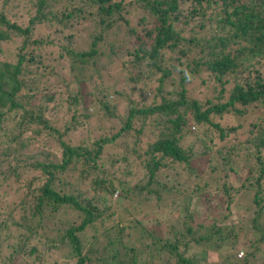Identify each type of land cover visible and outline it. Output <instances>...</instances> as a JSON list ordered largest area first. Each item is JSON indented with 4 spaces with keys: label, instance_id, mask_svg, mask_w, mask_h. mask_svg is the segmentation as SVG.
<instances>
[{
    "label": "trees",
    "instance_id": "16d2710c",
    "mask_svg": "<svg viewBox=\"0 0 264 264\" xmlns=\"http://www.w3.org/2000/svg\"><path fill=\"white\" fill-rule=\"evenodd\" d=\"M27 1L33 14L23 29L0 13V45L12 46V33L26 38L51 27L66 33L70 44L69 32L84 19L98 32L87 50L65 51L72 79L57 80L49 72L63 88L69 113L61 129L46 117L58 108L59 94L27 66L35 57L32 49L28 58L17 54L16 60L11 47L0 49V227L23 233L16 246L0 248V264H21L24 258L43 264L34 256L38 247L42 255L64 247L73 264H198L190 250L199 252L195 244L201 243L217 254L242 243L241 257L230 254L229 264H264L256 261L264 250V205L258 207L264 203V0ZM125 3L139 13L136 25L143 33L119 70H134L130 92L102 81L82 89L85 79L79 75L97 54L98 35L115 26V13ZM49 43L42 45L62 59ZM25 47L21 42L19 50ZM167 51L174 53V64L171 57L165 61ZM197 81L194 92L190 88ZM208 83L211 96L201 103L195 94ZM226 116L233 123L222 127ZM94 118L115 127L94 137ZM190 125L203 126L204 138L195 139ZM42 135L52 148L31 152L32 141ZM186 136L192 140L184 145ZM215 137L221 145L212 159L205 141L215 146ZM200 144L206 151L196 153ZM83 185L88 190L82 191ZM247 187L253 190L251 215L243 214L249 206H239V217L227 223L232 194L252 191ZM170 195L182 200L176 204ZM164 205L176 211L177 222L155 235L142 225V213ZM241 228L249 231L246 239Z\"/></svg>",
    "mask_w": 264,
    "mask_h": 264
},
{
    "label": "rangeland",
    "instance_id": "374dc122",
    "mask_svg": "<svg viewBox=\"0 0 264 264\" xmlns=\"http://www.w3.org/2000/svg\"><path fill=\"white\" fill-rule=\"evenodd\" d=\"M27 0H0V13H2L6 19L10 23H14L16 26L20 28H25L27 25V21L29 19V16L33 14V8L27 4ZM133 13V14H132ZM139 16V13L132 11L131 7L127 5V3L124 4L123 10L115 13V19L116 23H114V27L111 29H104L101 30L99 41L95 43L94 50L96 51V56H93L89 62L84 66L85 71L79 75V77H82L85 79V82L81 83V88H88L90 85L93 87L96 84L100 83L102 81L103 84H107L110 88H116L120 90L124 94H128L129 87H131L130 84H127L128 79L133 74L134 70L131 71V74L126 71V73H119L121 64L127 63L131 59V56L127 55L128 52H132L133 48L136 47V41L135 37L142 35L143 33L140 31V26L136 25V18ZM89 22H92L88 19L81 20L79 25L76 26L75 29L70 31L69 33L73 34V37L71 39V43L69 44L68 41L64 40V36L66 33L63 34H56L54 33L52 27L50 28V32L46 30L36 31L33 36L28 35L26 38L18 33H12L10 35V38L14 40L12 46H8V44H2L0 45V49L3 51L7 47H11V53L14 56V60H16L17 54H25L24 58H28V51L32 49V55L35 56L33 63L28 64L27 66L32 71V74L40 76L43 75L41 81L42 85L44 87H48L54 89L57 91L56 93L58 99L56 100L55 104L58 105V108L49 114L46 115L48 120L53 124L56 128L61 129L62 125L65 121L69 119V113L66 108V104L63 101L65 95L63 94V88L60 84H56L53 80V76H49V72H55L56 76L55 78L58 80L59 78H64L65 80H68L69 78L72 79V72H67V64L66 59L67 55L65 54V51H68L69 49H73L75 51H84L89 48L91 37H95L97 35L98 29L95 28L92 24ZM133 26V27H132ZM132 28L133 31H135L134 34H131L125 30V28ZM1 30H5L4 27L1 28ZM95 33V34H94ZM54 36V37H53ZM53 37V39H52ZM36 39L40 41L41 43H38L37 46L32 45V40ZM21 42L26 43V47L22 50H19L21 46ZM43 42H50L49 44L54 45L55 47L59 48V53L63 55L62 59H58V55L56 51H53V49L50 46L42 45ZM69 52V51H68ZM169 57L171 59L169 60ZM174 53H170L169 51L166 52L164 59L167 62L169 60V63L174 64L173 58ZM119 64V67H118ZM168 65V63H167ZM122 70L124 67H121ZM128 70V69H127ZM75 73H78L76 70H74ZM52 75V74H51ZM78 76V75H77ZM91 76V79L87 81V78ZM79 77H77L79 79ZM98 77V78H97ZM92 79L93 82H95L92 85ZM95 80V81H94ZM200 81L194 82L190 89H193L192 91H196L199 88ZM70 89L71 87L74 88L75 83H70ZM200 93H196L195 97L198 99L201 103L204 102L207 98L211 96L210 93V84H202L200 86ZM55 93V95H56ZM193 95V93H191ZM61 100V101H60ZM110 100V99H109ZM113 100V98H111ZM110 121L107 120H100V119H93L91 121L90 131L91 135L96 137L100 135L101 133H106V131L111 130L110 127L114 129L115 125L114 123H109ZM233 123V120L228 118L227 116L224 117L221 121H219V124L224 127H228ZM98 128H101L102 130H98ZM189 133L195 134V139L199 137V139L204 138L206 133L204 132L203 126L194 127L193 125L189 126ZM214 134V133H213ZM33 137L32 135L26 133L24 135ZM85 135L84 133L79 134V138H83ZM201 136V137H200ZM77 137V136H74ZM234 136L228 137V140H232ZM6 139V138H5ZM3 138H1L0 148L4 147V144L2 143ZM192 140L190 136H186L184 145L189 143ZM208 143L209 149L208 154L209 157L212 156V152L216 150V147H219L221 145V142L216 140V137L214 139V145L209 140L205 141ZM49 148H52V141L47 140L43 137H36L32 141V149L31 152H35L37 150H48ZM7 151L10 153L11 149L7 148ZM205 152L203 145L200 144L199 147L196 149V153ZM30 154V153H29ZM212 158V157H211ZM213 159V158H212ZM55 160V159H54ZM200 168V167H199ZM241 168V164L238 163L237 165V171L239 172ZM239 174V173H238ZM234 173L231 172V177H234ZM241 176V174H239ZM233 180V179H232ZM183 181L180 183L182 184ZM179 184V185H180ZM178 188V187H177ZM251 187H247L249 189ZM82 191L88 190L84 185L81 187ZM252 190V188H251ZM118 193V192H116ZM114 193L111 197L112 200L116 198L118 194ZM253 195V190H246L239 188V192L236 195L232 194V203L234 204L233 207H231L230 213L225 211L226 216L230 217V220L227 221L229 224H233L234 220L237 219L239 216H237V208L239 206H249V208H245L243 211L244 215H251L252 212V203L251 198ZM110 199V200H111ZM169 200H174L177 204V202L181 201L182 199L180 196L175 197L170 195ZM162 202H165V198L162 197ZM168 203V201H167ZM264 205H258V207H262ZM264 208V207H262ZM240 211L242 208H239ZM255 209V208H254ZM142 214L145 215L140 221L142 222V225L147 228L148 231H153L154 234H165L168 230V227L172 224H176L177 219L175 216L178 214L176 211H173L170 209V206L164 205L161 209H156L155 207L150 208L149 210H145ZM242 214V213H241ZM140 216V214H139ZM137 216V218H139ZM214 216L217 217V214ZM244 220L248 221V218H243ZM219 220H223L220 219ZM226 222V221H225ZM158 223V224H156ZM260 224L264 225V213L262 214V217L260 219ZM133 232L130 233L131 239L134 241V231H136V226L134 223H131V228ZM162 232V233H161ZM241 235L244 237L242 239H246L249 235V231L245 228H241L240 231ZM23 233L18 231L15 227H12L10 225H7L5 227H0V248L1 250L5 251L9 248V246H16L17 241L19 237ZM40 239V238H39ZM36 240V239H35ZM132 241V242H133ZM36 242V241H35ZM39 242V240L37 241ZM227 244V243H226ZM225 244V245H226ZM240 245H236L235 249L233 247H225L221 254H217L216 252L209 249V247H206L203 245V243L195 244L196 248L199 249V252L191 248L190 254L197 256L198 264H229L231 260H233L232 255L234 254V259H238L236 256L241 249L243 245L242 243H239ZM242 250V249H241ZM41 248H37L36 254L34 256H41L42 263L43 264H73L72 261H70V257L67 256V249L64 247L60 248L59 250H51L46 251L43 255L41 254ZM196 254H195V253ZM5 253V252H4ZM232 254V255H230ZM230 255L229 257H227ZM32 256V258L34 257ZM28 259L24 258L21 261V264H28ZM257 263H260L264 261V250L260 249L258 252V255L256 256Z\"/></svg>",
    "mask_w": 264,
    "mask_h": 264
},
{
    "label": "built area",
    "instance_id": "2783aa9c",
    "mask_svg": "<svg viewBox=\"0 0 264 264\" xmlns=\"http://www.w3.org/2000/svg\"><path fill=\"white\" fill-rule=\"evenodd\" d=\"M240 256H241V252H238V253H237V257H240Z\"/></svg>",
    "mask_w": 264,
    "mask_h": 264
},
{
    "label": "clouds",
    "instance_id": "9594fccd",
    "mask_svg": "<svg viewBox=\"0 0 264 264\" xmlns=\"http://www.w3.org/2000/svg\"><path fill=\"white\" fill-rule=\"evenodd\" d=\"M237 256V255H236ZM241 257V256H240ZM240 257H238V258H240Z\"/></svg>",
    "mask_w": 264,
    "mask_h": 264
}]
</instances>
